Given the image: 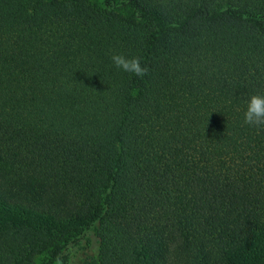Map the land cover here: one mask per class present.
<instances>
[{
    "label": "trees",
    "instance_id": "16d2710c",
    "mask_svg": "<svg viewBox=\"0 0 264 264\" xmlns=\"http://www.w3.org/2000/svg\"><path fill=\"white\" fill-rule=\"evenodd\" d=\"M254 95L264 0H0V264H264Z\"/></svg>",
    "mask_w": 264,
    "mask_h": 264
},
{
    "label": "clouds",
    "instance_id": "9594fccd",
    "mask_svg": "<svg viewBox=\"0 0 264 264\" xmlns=\"http://www.w3.org/2000/svg\"><path fill=\"white\" fill-rule=\"evenodd\" d=\"M111 62L117 70L124 73L142 76L147 71L137 56L113 54ZM243 123L252 130H264V96L254 95L248 99L243 112Z\"/></svg>",
    "mask_w": 264,
    "mask_h": 264
},
{
    "label": "rangeland",
    "instance_id": "374dc122",
    "mask_svg": "<svg viewBox=\"0 0 264 264\" xmlns=\"http://www.w3.org/2000/svg\"><path fill=\"white\" fill-rule=\"evenodd\" d=\"M71 239L70 241H72ZM56 243L55 247L61 248L65 243L58 239H54ZM96 241L91 233L86 234L84 237L73 241L72 244L68 245V248L64 252V262L63 264H80L82 260L87 256L95 255L96 253ZM47 256L39 257L37 259L38 264H43L47 260Z\"/></svg>",
    "mask_w": 264,
    "mask_h": 264
}]
</instances>
